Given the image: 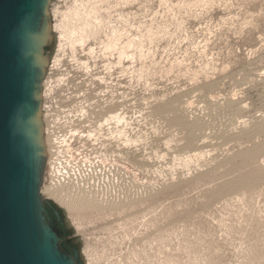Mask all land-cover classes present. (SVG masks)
<instances>
[{
	"label": "rangeland",
	"instance_id": "obj_1",
	"mask_svg": "<svg viewBox=\"0 0 264 264\" xmlns=\"http://www.w3.org/2000/svg\"><path fill=\"white\" fill-rule=\"evenodd\" d=\"M49 24L41 194L83 264H264V0H52Z\"/></svg>",
	"mask_w": 264,
	"mask_h": 264
},
{
	"label": "water",
	"instance_id": "obj_2",
	"mask_svg": "<svg viewBox=\"0 0 264 264\" xmlns=\"http://www.w3.org/2000/svg\"><path fill=\"white\" fill-rule=\"evenodd\" d=\"M52 0H0V264H83L47 223L42 82Z\"/></svg>",
	"mask_w": 264,
	"mask_h": 264
},
{
	"label": "flooded vegetation",
	"instance_id": "obj_3",
	"mask_svg": "<svg viewBox=\"0 0 264 264\" xmlns=\"http://www.w3.org/2000/svg\"><path fill=\"white\" fill-rule=\"evenodd\" d=\"M44 215L47 223L58 233L61 249L68 254H72L75 244L73 239L69 236V231L66 228L65 220L61 212L52 204L50 206L45 203Z\"/></svg>",
	"mask_w": 264,
	"mask_h": 264
},
{
	"label": "bare ground",
	"instance_id": "obj_4",
	"mask_svg": "<svg viewBox=\"0 0 264 264\" xmlns=\"http://www.w3.org/2000/svg\"><path fill=\"white\" fill-rule=\"evenodd\" d=\"M217 116V115H216ZM228 116V115H227ZM196 125H198L197 123H196ZM195 125V126H196ZM190 126H194V125H190ZM199 128V127H198ZM197 128V129H198ZM202 128V127H201ZM197 129H196V131H197ZM201 143V142H200ZM54 154V153H53ZM47 161V160H46ZM52 163H54V162H52ZM46 165H47V163H45ZM54 169V168H53ZM53 169H52V171H53ZM45 171H46V167H45ZM45 171H44V175H43V184H42V188H41V190H46V192H48L49 193V196H53V197H55V198H58V199H62V195H60V191H58V189L56 188V186H55V183L53 184V182L50 184V183H46V181L44 180V178H47L48 176H46L45 175ZM47 172V171H46ZM57 172V171H56ZM55 173V172H54ZM52 175V174H51ZM56 175V174H55ZM46 176V177H45ZM241 178V177H240ZM53 179V178H52ZM241 180V179H240ZM242 181V180H241ZM182 184V183H181ZM65 187V186H64ZM144 187V186H143ZM62 189V188H61ZM68 190V189H67ZM73 191V190H72ZM97 191V190H96ZM128 192V191H127ZM62 193V192H61ZM72 195V194H71ZM82 196V198H81V200H85V201H87V202H93V200L90 198H86V196L85 195H81ZM80 198V197H79ZM93 198V197H92ZM87 199V200H86ZM96 199V198H95ZM102 199V198H101ZM63 200V199H62ZM77 200V199H76ZM97 201V200H96ZM121 202V201H120ZM96 203V202H95ZM94 203V204H95ZM108 203V202H107ZM97 204H99V203H97ZM96 204V206H98ZM90 205V204H89ZM92 205V204H91ZM94 206V205H93ZM91 207V206H90Z\"/></svg>",
	"mask_w": 264,
	"mask_h": 264
}]
</instances>
